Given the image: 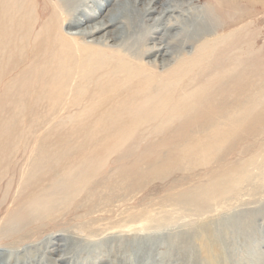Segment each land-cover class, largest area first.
I'll use <instances>...</instances> for the list:
<instances>
[{"label": "bare ground", "instance_id": "obj_1", "mask_svg": "<svg viewBox=\"0 0 264 264\" xmlns=\"http://www.w3.org/2000/svg\"><path fill=\"white\" fill-rule=\"evenodd\" d=\"M242 1L244 9L249 0ZM240 4V0H0V111L7 112L0 119L3 130L10 122L52 121L55 128L54 139L34 141L19 174L12 167L6 190L15 182L17 189L2 216L3 228L17 233L34 224L30 231H37L41 221L61 215L67 202L94 212L124 201L125 192L143 187L154 176L152 164L126 161L135 151L130 141L145 130L168 143L178 142L180 147L169 151L172 163L190 166L215 162L221 157L217 147L230 136H246L251 122L263 120L264 105L258 106L264 96L263 78L257 86L252 78L261 73L258 61L254 59L250 68L248 50L239 46L243 37L231 41L232 31L224 33L233 26ZM137 22L144 28L133 53L120 42ZM74 109L78 111L73 113ZM42 111L51 117L43 118ZM1 134L2 181L14 156L6 151L18 142ZM191 142L198 143L196 150ZM117 151V158L127 164L104 173V158ZM246 163L238 170H213L204 185L169 198L199 210L249 177V164L262 165L264 160ZM260 214L264 215V206L246 210L240 219L230 214L198 236L178 226L170 231L171 250L164 232H137L125 220L115 226L128 230L113 232L110 247L120 255L116 264L201 260L226 264L228 250H216V241L238 234L239 224ZM65 241L67 250H57L63 243L48 238L46 250L0 252V264H69L74 255L99 253L105 240L99 246L92 243L95 250L86 244L87 250H76L68 236Z\"/></svg>", "mask_w": 264, "mask_h": 264}, {"label": "rangeland", "instance_id": "obj_2", "mask_svg": "<svg viewBox=\"0 0 264 264\" xmlns=\"http://www.w3.org/2000/svg\"><path fill=\"white\" fill-rule=\"evenodd\" d=\"M240 3H242L241 6L235 8L232 16L235 21H233V26L225 29L224 33L227 34L232 31L229 38L231 41H237L238 38L243 37L239 46L246 47L248 50L250 60L247 61V64L250 68L254 67V59H256L258 62L255 63L258 69L261 70L260 74L253 72V85L257 86L255 84L260 83L262 78L264 85V0H249L244 9L241 8L243 1L240 0ZM243 24L245 30L241 28ZM143 28L144 25L141 22L133 24V28L130 30L131 33L120 42V45L125 47L127 51L136 53L139 49L140 34ZM218 31L221 32V29H218ZM185 49L190 50L191 46H185ZM261 105H264V96L262 102L258 103L260 108L263 107ZM77 111L78 109L72 110L73 113ZM67 112L63 111L62 113L66 115ZM255 112V110H252V113ZM6 113V111H0V119L1 115ZM42 115L45 119L51 117L48 111H42ZM5 127L0 120L1 137L14 139L18 144L12 147L10 151L7 149L6 153H14V156L11 158L12 163H9L10 166L4 167L6 175L2 178V181L0 180V252L2 253H7L8 250H46L45 245L47 246V243L45 241L48 238L63 243L57 247V250H67L65 238L68 236L69 243L76 245V250H87L85 244L89 246V250H95L93 246L97 244L99 246V243L105 240L103 248L99 249V253L91 251L77 254L78 256L74 255L69 264H116L121 258L116 252L117 250L110 247L112 244L111 239L114 237L109 236L119 230L126 232L128 226H115L118 223H124L125 220L129 221L128 225L131 224V228L137 232H161V234L164 232L162 235L168 239L166 248L171 250L173 247L168 244L172 237L170 231L178 226H183L185 231H189L194 236L203 235L204 229L212 230L213 225H220L230 214L240 219L242 216L239 215L244 214L246 210L264 206V164L260 165V163L249 164L247 166L250 171L249 177L238 186H230V190L221 198L205 203L203 207L198 208L199 210H196L195 206L189 203L174 202L169 198V196L180 191L195 190L197 187L204 185L213 170L215 172L230 169L238 170L242 166H246V162L249 160L257 162L264 160L262 158L264 155V119L260 122H251L248 127L249 130H246L248 131L246 136L241 138L230 136V139L228 138V141L223 142L221 147H217L216 154L221 157L215 162L209 164L193 162L190 166L184 165V162L172 163L169 151L175 147H180L178 142L168 143L161 137L147 135V130H145L143 136L130 141L133 143L135 151L132 156H127L128 159L126 160L130 162L137 159L138 165L145 163L153 165L149 168L154 172V176L147 178L143 183V187L125 192L124 201H116L107 206H101V208H98L100 210L94 212L93 210L88 212L86 207L67 202L63 204L65 208L61 215L52 221L46 219L41 221L38 224L41 227L37 231L36 229L30 231L34 226L33 224L20 232L12 233L3 228L1 221L2 216L11 206V198L16 194L17 182L13 184L12 189L6 190L7 182L12 179V174H14L12 173V167L17 169L19 174L26 167L27 156L32 150L34 141L54 139L55 128L52 121L43 122L39 125L28 123L22 125V123L10 122V125L3 130ZM173 130L174 128L171 132ZM25 143L27 145L23 149L22 145ZM197 144L193 142L190 147L196 150ZM117 156L118 151L104 158L102 162L104 163V173L114 171L127 164L125 160L118 159ZM2 168L3 166H1ZM17 173L15 175H18ZM103 209H107L106 212ZM143 211L145 213L139 215ZM137 212L138 215L136 216L135 213ZM227 224L230 225L229 222ZM239 225L242 227L238 234H229L225 241H223L224 239L216 241V250L222 253L228 250L227 257L225 256L226 264H264V230L259 229V227L264 228V215H256L254 219H248L245 224ZM105 236L108 238H104ZM82 246H84V249ZM194 247L195 250H201L197 246ZM37 253L36 251L35 257L38 256ZM246 261L247 263H245ZM57 263L67 264L65 261H58ZM200 263L205 264L202 260Z\"/></svg>", "mask_w": 264, "mask_h": 264}]
</instances>
